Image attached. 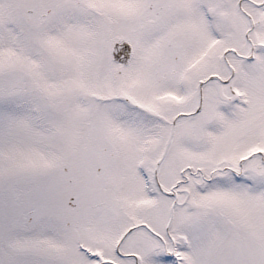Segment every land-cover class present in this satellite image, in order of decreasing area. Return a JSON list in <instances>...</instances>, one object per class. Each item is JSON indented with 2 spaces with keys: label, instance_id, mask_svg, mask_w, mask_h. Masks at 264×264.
Returning <instances> with one entry per match:
<instances>
[{
  "label": "snow or ice",
  "instance_id": "snow-or-ice-1",
  "mask_svg": "<svg viewBox=\"0 0 264 264\" xmlns=\"http://www.w3.org/2000/svg\"><path fill=\"white\" fill-rule=\"evenodd\" d=\"M0 264H264V0H0Z\"/></svg>",
  "mask_w": 264,
  "mask_h": 264
}]
</instances>
